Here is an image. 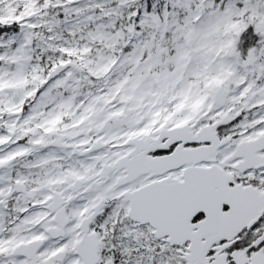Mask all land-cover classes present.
I'll return each mask as SVG.
<instances>
[{
  "label": "snow or ice",
  "instance_id": "snow-or-ice-1",
  "mask_svg": "<svg viewBox=\"0 0 264 264\" xmlns=\"http://www.w3.org/2000/svg\"><path fill=\"white\" fill-rule=\"evenodd\" d=\"M0 264H264V0H0Z\"/></svg>",
  "mask_w": 264,
  "mask_h": 264
}]
</instances>
